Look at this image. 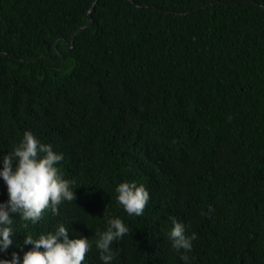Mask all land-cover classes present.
<instances>
[{
    "label": "trees",
    "instance_id": "trees-1",
    "mask_svg": "<svg viewBox=\"0 0 264 264\" xmlns=\"http://www.w3.org/2000/svg\"><path fill=\"white\" fill-rule=\"evenodd\" d=\"M93 2L0 0V152L31 130L75 187L59 215L15 218L8 258L111 215L129 227L113 264H186L173 219L197 234L190 264H264V0H96L86 26ZM124 180L149 192L141 216L115 202Z\"/></svg>",
    "mask_w": 264,
    "mask_h": 264
},
{
    "label": "clouds",
    "instance_id": "clouds-1",
    "mask_svg": "<svg viewBox=\"0 0 264 264\" xmlns=\"http://www.w3.org/2000/svg\"><path fill=\"white\" fill-rule=\"evenodd\" d=\"M63 153L55 151L51 144L42 142L31 130H24L22 138L7 152H0V180L6 186L7 198L0 200V264H82L86 253L97 249L101 264H113L112 244L129 232V227L120 216L105 218L104 227H97L94 239L76 235L62 221H57L51 230L33 235L23 234V244L30 245L22 255L10 253L14 244L15 218L36 224L46 210L59 215V205L74 201V181L64 178L58 164ZM115 202L129 216H141L149 200V192L143 184L124 180L113 189ZM72 232V238L69 233ZM171 248L180 258L190 264L188 253L192 251L195 232L187 233L185 224L173 219L167 232Z\"/></svg>",
    "mask_w": 264,
    "mask_h": 264
},
{
    "label": "water",
    "instance_id": "water-1",
    "mask_svg": "<svg viewBox=\"0 0 264 264\" xmlns=\"http://www.w3.org/2000/svg\"><path fill=\"white\" fill-rule=\"evenodd\" d=\"M95 2H96V0H94L92 6L90 7V9H89V10L87 11V13H86L87 18L89 19V23L86 24V26H90V25H92V23H93V19H92V17L90 16L89 13L94 9V4H95ZM75 32H76V31H74L73 34H72V39L74 38V34H75ZM63 62H64V60H63Z\"/></svg>",
    "mask_w": 264,
    "mask_h": 264
}]
</instances>
